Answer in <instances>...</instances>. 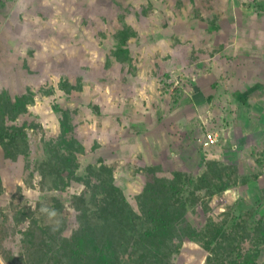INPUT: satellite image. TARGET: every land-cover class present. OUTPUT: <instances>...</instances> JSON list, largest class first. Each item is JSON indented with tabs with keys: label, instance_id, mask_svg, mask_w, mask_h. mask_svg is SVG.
<instances>
[{
	"label": "rangeland",
	"instance_id": "obj_1",
	"mask_svg": "<svg viewBox=\"0 0 264 264\" xmlns=\"http://www.w3.org/2000/svg\"><path fill=\"white\" fill-rule=\"evenodd\" d=\"M262 12L264 0H0V94L34 93L28 105L39 119V128L28 132L34 165L46 162L56 145L62 115L57 105L69 109L84 147L98 146L78 156L77 171L84 173L89 164L99 169L102 161L111 166L139 211L136 196L146 184V167L173 159L175 167L163 163L166 168L197 175L207 169L210 153H217L247 181L214 195L207 210L202 201L188 204L189 220L196 226L209 216L224 220L235 241L244 237L242 250L257 245L256 229L264 226V146L244 148L230 122L206 124L196 106L210 90L200 84L203 74L224 78L229 43L248 30L259 33L252 21ZM118 45L123 51L117 56ZM189 94L196 97L194 108ZM172 106L174 113L183 111L180 125L171 117ZM208 132L217 136L214 144H205ZM134 134L139 140H132ZM237 149L242 152L224 154ZM26 175L22 197L1 192L0 212L23 206L38 212L47 202L58 205L57 198L71 233L78 212L72 194H83L85 186L45 191L37 177ZM62 216L54 210L47 220L58 223ZM0 241V264H15L8 259L12 254L19 261L21 234L0 231ZM202 245L195 242L193 250Z\"/></svg>",
	"mask_w": 264,
	"mask_h": 264
},
{
	"label": "trees",
	"instance_id": "obj_2",
	"mask_svg": "<svg viewBox=\"0 0 264 264\" xmlns=\"http://www.w3.org/2000/svg\"><path fill=\"white\" fill-rule=\"evenodd\" d=\"M116 48L118 53H114L118 56L123 49L119 45ZM33 100L31 89L15 98L8 91L0 94V153L5 159V165L0 166V194L5 191L12 199L22 197L29 184L27 172L30 177H37L45 191L70 190L82 184L85 190L83 194H72L78 212L71 233L66 232L69 218L64 213L65 205L57 198L58 205L47 202L42 211L37 208L38 212L28 206L0 212V217L3 216L0 231L8 235L20 233L23 243L19 261L12 254L8 257L11 262L264 264V226L256 229L258 244L242 250L240 242L244 237L235 241L237 235L225 228L224 220L218 222L209 216L204 225L196 226L188 217V204L202 201L207 210L209 199L214 195L237 186L241 180L247 181L239 176L237 167L222 163L217 153H210L207 169L197 175L181 169L170 170L161 163L149 165L145 168L149 175L144 189L136 196L139 211L116 182L111 166L105 165L102 158L99 169L89 164L84 173L77 171L81 165L78 156L83 152L93 153L98 146L92 151L84 147L78 128L73 133L75 125L64 105L55 108L62 114L61 128L55 135L56 145L50 146L46 162L40 163V167L34 165L28 132L39 128V119L28 108ZM187 100L194 108L192 94ZM174 109L172 106L171 110ZM181 112L176 116L183 118ZM177 119L183 122L178 116ZM54 210L63 214L58 223L47 220ZM195 242L204 245L193 250ZM196 251H202V255L198 257ZM207 252L210 253L207 255Z\"/></svg>",
	"mask_w": 264,
	"mask_h": 264
},
{
	"label": "crops",
	"instance_id": "obj_3",
	"mask_svg": "<svg viewBox=\"0 0 264 264\" xmlns=\"http://www.w3.org/2000/svg\"><path fill=\"white\" fill-rule=\"evenodd\" d=\"M238 7L241 8L240 15L243 16L245 8L243 5ZM252 22L256 28H260L259 33L255 32L251 36L248 30L246 35L242 34L229 43L228 53L222 59L224 78L220 81L216 72L212 75L203 74L200 84L210 90H207L204 99L196 106L199 116L206 124H214L213 127L220 128L218 125L223 124L224 127L230 122L235 139L240 145L242 143L244 148L251 144L264 146V12L258 14ZM224 50L225 46L223 52ZM189 68L190 71L195 70L194 64ZM194 94L192 95L195 105ZM177 113L171 110V117L174 123L180 125L177 116L182 119V115L176 116ZM256 127L260 128L255 129ZM134 135L137 137L134 136L132 140H139L140 136ZM240 152L242 151L237 149L224 154ZM163 163H171V166L175 167L173 159L164 160Z\"/></svg>",
	"mask_w": 264,
	"mask_h": 264
},
{
	"label": "built area",
	"instance_id": "obj_4",
	"mask_svg": "<svg viewBox=\"0 0 264 264\" xmlns=\"http://www.w3.org/2000/svg\"><path fill=\"white\" fill-rule=\"evenodd\" d=\"M217 140V136L213 132H208L206 134L205 144L211 145L214 144Z\"/></svg>",
	"mask_w": 264,
	"mask_h": 264
}]
</instances>
